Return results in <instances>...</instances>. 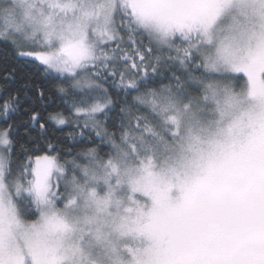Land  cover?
Masks as SVG:
<instances>
[{
    "label": "snow or ice",
    "instance_id": "obj_1",
    "mask_svg": "<svg viewBox=\"0 0 264 264\" xmlns=\"http://www.w3.org/2000/svg\"><path fill=\"white\" fill-rule=\"evenodd\" d=\"M0 48V264H264V0H0Z\"/></svg>",
    "mask_w": 264,
    "mask_h": 264
},
{
    "label": "trees",
    "instance_id": "obj_2",
    "mask_svg": "<svg viewBox=\"0 0 264 264\" xmlns=\"http://www.w3.org/2000/svg\"><path fill=\"white\" fill-rule=\"evenodd\" d=\"M17 69V76H23L25 79L31 78L37 83H45L42 71L34 67L32 64H25L23 61H17L13 58L11 53H5L2 48H0V86L3 85V74L10 70L11 67ZM22 83L21 80H17V83L12 85V88H16ZM46 87H51L50 84H46ZM60 101L55 100V105H59ZM21 121L26 119V117L21 116Z\"/></svg>",
    "mask_w": 264,
    "mask_h": 264
}]
</instances>
